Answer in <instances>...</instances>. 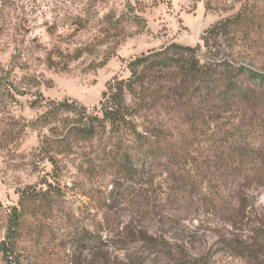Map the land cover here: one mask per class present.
Wrapping results in <instances>:
<instances>
[{
  "label": "trees",
  "instance_id": "16d2710c",
  "mask_svg": "<svg viewBox=\"0 0 264 264\" xmlns=\"http://www.w3.org/2000/svg\"><path fill=\"white\" fill-rule=\"evenodd\" d=\"M203 1L206 11L220 9V4L211 7L209 0ZM235 3L236 12L212 24L195 46L170 43L130 60L128 77L108 81L91 109L75 100L45 99L39 91L32 95L16 81L15 67L0 68V150H8L26 129L37 132L33 158L50 164L53 180L44 181L38 190L24 187L17 192V206L4 209L0 255L6 258L16 251L25 233L24 217L37 223L26 234L44 237L40 223L52 218L53 199L63 194L58 161L75 156L78 172L98 184L92 211L100 222L81 230L69 250L81 253L90 245L92 258V246L107 234L121 236L128 247L143 244L145 254L158 264H208L207 255L190 250L200 243L192 227L198 211L182 206L195 200L211 206L215 199L209 198V185L188 169L193 142L189 132L201 128L206 134L215 128L242 134L254 130V114L264 122V0ZM134 23L143 30L142 19ZM112 26L101 33L107 35L121 25ZM26 94L34 96L29 109L36 114L31 120L21 119V124L1 102ZM222 115L232 121L219 127ZM220 147H213V155L222 162L210 168L214 174L220 166L219 184L229 191L216 217L231 233L219 239L218 250L245 264H264L259 259L264 257V222L258 226L247 222L253 204L254 173L249 168L254 165V145L240 140L230 151L221 152ZM256 153L264 166V151ZM235 171L238 181H230ZM198 186L194 196L190 190ZM101 187L105 190L97 191ZM119 204L126 206L125 215L114 210ZM127 253L128 260L136 257L131 249ZM147 261L139 258L134 264Z\"/></svg>",
  "mask_w": 264,
  "mask_h": 264
},
{
  "label": "rangeland",
  "instance_id": "374dc122",
  "mask_svg": "<svg viewBox=\"0 0 264 264\" xmlns=\"http://www.w3.org/2000/svg\"><path fill=\"white\" fill-rule=\"evenodd\" d=\"M235 1L209 0L211 7L221 6L206 11L203 0H0V68L15 67L12 74L16 81L32 95L39 91L45 99L75 100L91 109L98 104L108 81L128 77L130 60L170 43L195 46L212 24L236 12L239 5ZM136 18L144 23L141 31L134 23ZM113 24L121 25L119 30L114 27L107 35L101 33ZM31 94L3 101L1 107L5 106L4 111L22 124L21 119L31 120L36 114L29 109L34 99ZM222 119L219 127L232 121H225L223 115ZM191 131L188 169L193 170L196 180L203 179L209 185V198L215 199L211 206L196 200L182 205L186 211H198L192 227L200 243L190 250L195 255H207L208 264H245L218 250L219 239L231 233L216 217L229 189L219 184L223 176L218 171L220 166L214 174L210 166L222 162L214 157L213 147L220 145L221 152L230 151L240 140L254 145V165L249 168V173H254L250 194L253 204L247 210V222L254 226L264 222V166L256 153L257 149L264 151V122L254 114V130L242 134L234 130L226 134L215 128L206 134L201 128ZM37 146V132L26 129L8 150H0V242L4 237V209L17 206V192L26 186L38 190L44 181H53L50 164L33 158ZM74 157H60L58 161L57 181L63 194L53 199L56 209L52 218L40 223L44 237L26 234L37 223L30 216L24 217L25 233L16 251L6 258L0 255V264H134L139 258L148 260L147 264H158L154 256L145 254L143 244L128 247L121 236L104 234L102 241L92 246V258L90 245L81 253L69 250L81 230H91L100 222L92 211V193L98 184L78 172ZM231 175L230 181H238V171ZM102 187L97 191H104ZM190 191L194 195L199 186ZM125 207L119 204L114 210L125 215ZM130 249L136 257L128 260ZM259 259L263 261L264 257Z\"/></svg>",
  "mask_w": 264,
  "mask_h": 264
}]
</instances>
